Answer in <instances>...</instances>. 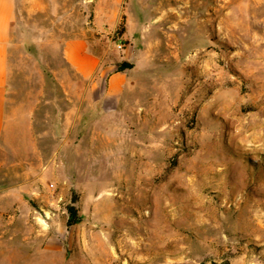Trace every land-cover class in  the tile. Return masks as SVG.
Masks as SVG:
<instances>
[{
	"label": "rangeland",
	"instance_id": "374dc122",
	"mask_svg": "<svg viewBox=\"0 0 264 264\" xmlns=\"http://www.w3.org/2000/svg\"><path fill=\"white\" fill-rule=\"evenodd\" d=\"M18 3L0 264H264V0ZM73 37L132 65L126 124L88 106Z\"/></svg>",
	"mask_w": 264,
	"mask_h": 264
},
{
	"label": "crops",
	"instance_id": "0c3cea01",
	"mask_svg": "<svg viewBox=\"0 0 264 264\" xmlns=\"http://www.w3.org/2000/svg\"><path fill=\"white\" fill-rule=\"evenodd\" d=\"M121 1L107 0V3L115 9ZM18 2L19 0H0V149L15 145L19 133L14 125L16 119L9 114L8 108L10 39L13 28L16 27ZM62 56L74 73L86 83L83 87V95L88 101V106L94 107L97 102L102 103L104 107L107 106L110 116L104 117L102 122L107 125L126 124L128 117L115 112H118L122 104L124 89L128 81L127 72L118 69L107 72L114 65L104 66L99 56L89 47L88 41L83 37L65 40L62 45ZM103 79L105 80L104 87L97 93ZM147 120L149 119L144 117L140 119L143 124H147ZM27 122V135L29 136L32 125L30 120L27 119ZM94 122L95 120L91 121L92 124ZM113 130L111 127L108 132H113ZM105 137L109 138L108 135Z\"/></svg>",
	"mask_w": 264,
	"mask_h": 264
},
{
	"label": "trees",
	"instance_id": "16d2710c",
	"mask_svg": "<svg viewBox=\"0 0 264 264\" xmlns=\"http://www.w3.org/2000/svg\"><path fill=\"white\" fill-rule=\"evenodd\" d=\"M131 67H132V65H131L130 63L122 62V63L119 64L118 69H119V70H124L125 68H131ZM69 210H70L71 214H72V213L75 214V209H74V207H70ZM71 222H72V221H71ZM71 222H70L69 224H71Z\"/></svg>",
	"mask_w": 264,
	"mask_h": 264
}]
</instances>
